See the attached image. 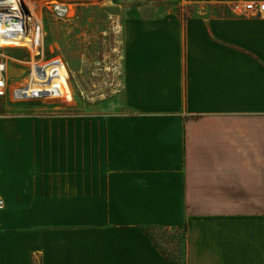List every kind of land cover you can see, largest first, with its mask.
Wrapping results in <instances>:
<instances>
[{
    "label": "crops",
    "instance_id": "0c3cea01",
    "mask_svg": "<svg viewBox=\"0 0 264 264\" xmlns=\"http://www.w3.org/2000/svg\"><path fill=\"white\" fill-rule=\"evenodd\" d=\"M127 1L114 99L0 113V264H264V11L177 13L264 0Z\"/></svg>",
    "mask_w": 264,
    "mask_h": 264
},
{
    "label": "rangeland",
    "instance_id": "374dc122",
    "mask_svg": "<svg viewBox=\"0 0 264 264\" xmlns=\"http://www.w3.org/2000/svg\"><path fill=\"white\" fill-rule=\"evenodd\" d=\"M25 1L30 11L31 6L35 9V16L30 13L36 18L34 21L32 17V27L34 29L40 26L42 29V43L34 51L23 44L0 46V64L5 65L4 73L8 78L9 90L8 96L0 99V113L10 111V108L18 103L57 105L73 110L97 109L102 100L114 99L121 85L119 63L122 42L119 24L123 17L130 14L127 7H121L118 3L129 2L127 0ZM230 6H227L228 9ZM177 11L180 15L187 16L196 13L216 15L217 11L222 12L223 9H217L215 4H196L183 5L178 7ZM54 59H62L67 66L71 100L68 101L65 97L24 100L12 97L13 90L28 84L30 70L34 64L42 65ZM168 248L166 249L171 256L182 259V242L179 243V255L172 253Z\"/></svg>",
    "mask_w": 264,
    "mask_h": 264
},
{
    "label": "built area",
    "instance_id": "2783aa9c",
    "mask_svg": "<svg viewBox=\"0 0 264 264\" xmlns=\"http://www.w3.org/2000/svg\"><path fill=\"white\" fill-rule=\"evenodd\" d=\"M229 10L231 13L235 15H246L248 12L253 13L254 15L261 14L262 11H264V4H258V3H248V4H242V3H236L229 7ZM59 12H61L59 10ZM67 11L65 10V13ZM30 7L27 4L25 0H0V24L3 23L4 27L0 28V36L2 35H9V33H18L19 31H7L9 30L7 27V24L10 20H13L15 23H20V31L24 34H27L30 31V26H28V21L33 17L35 21V17L31 16ZM35 28V27H34ZM37 29H41L39 26H37ZM42 30V29H41ZM39 47V46H38ZM5 65L0 64V98H5L8 96V81L5 75V68L1 69V67ZM53 68V66H59L67 68L65 62L62 59H54L51 61H48L42 65L34 64V66L30 70V80L26 86L20 89H15L12 92V97L18 99V100H24L28 98H49L51 97V92L47 89H43L37 92V94H34L33 96H27L26 92L28 90V87L30 84H35L36 82L39 83V81H44V83H50V79L53 78V75L50 74V77L47 75L46 68L50 67ZM67 70V69H66ZM56 74V71H54ZM36 78V79H35ZM4 206V201L0 197V210Z\"/></svg>",
    "mask_w": 264,
    "mask_h": 264
},
{
    "label": "bare ground",
    "instance_id": "6f19581e",
    "mask_svg": "<svg viewBox=\"0 0 264 264\" xmlns=\"http://www.w3.org/2000/svg\"><path fill=\"white\" fill-rule=\"evenodd\" d=\"M31 12L35 16V9L31 6ZM31 15V16H33ZM32 18L28 21V26L32 27ZM4 27V24H0V28ZM7 27L9 30L7 31H19L18 33H9V35H2L0 36V46L5 45H20L23 44L25 46H28L32 49V51L36 50L38 46L42 43V32L41 29H37V26L33 29H30V31L27 34H24L20 31V23L14 22L13 20H10L7 24ZM40 27V26H39ZM1 69H4V66L1 67ZM54 71H56V74ZM64 67L59 66H53V68L48 67L46 68L47 75L50 77V74L53 75V78L50 79V83H44V81H38L39 83L30 84L27 90V96H33L34 94H37L38 91L43 90L44 88L51 92V97H65L68 101L72 99L71 89L68 83V72ZM36 79V78H35Z\"/></svg>",
    "mask_w": 264,
    "mask_h": 264
},
{
    "label": "trees",
    "instance_id": "16d2710c",
    "mask_svg": "<svg viewBox=\"0 0 264 264\" xmlns=\"http://www.w3.org/2000/svg\"><path fill=\"white\" fill-rule=\"evenodd\" d=\"M215 6L217 9H223L222 12L217 11V14H216L217 16H227V15L233 16V14L231 13V11L228 9L227 6L218 5V4H215ZM177 13L180 15L178 11ZM144 230L149 235V237L153 240L156 247L161 251V253H163V255L168 260L174 261L177 264H185V228L183 226L178 230L176 229L175 231H172L168 228H159V227H153V226H148ZM181 242L183 245V250H182V259L179 260L171 256L166 248L169 247L168 249L172 251V253L179 255L180 254L179 243ZM165 246L167 247L165 248Z\"/></svg>",
    "mask_w": 264,
    "mask_h": 264
}]
</instances>
